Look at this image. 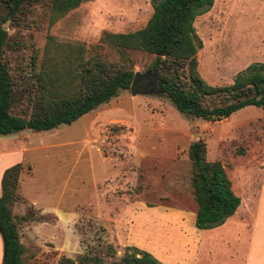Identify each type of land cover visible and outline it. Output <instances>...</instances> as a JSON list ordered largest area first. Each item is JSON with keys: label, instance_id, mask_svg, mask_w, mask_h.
Listing matches in <instances>:
<instances>
[{"label": "rangeland", "instance_id": "rangeland-1", "mask_svg": "<svg viewBox=\"0 0 264 264\" xmlns=\"http://www.w3.org/2000/svg\"><path fill=\"white\" fill-rule=\"evenodd\" d=\"M153 11V0H88L51 22L46 2L7 22L4 62L15 89L12 113L32 116L42 86L37 73L47 58L52 65L72 63L79 72L82 62L95 59L111 71L152 70L156 54L118 49L102 38L144 27ZM195 27L204 43L198 70L207 83L229 85L238 72L264 63V0H214ZM180 73L188 79V70ZM222 101L215 96L207 103ZM199 140L207 144L208 160L222 162L241 198L254 193L264 165V107L208 121L181 113L163 90L133 95L126 89L72 124L0 135V195L4 171L23 166L19 200L11 205L23 263L60 264L68 257L81 264L83 254L119 261L127 246L144 250L127 245L126 237L139 238L144 231L134 228L155 218L164 240L149 237L146 243L165 264H244V226L239 240L216 235L212 254L210 245L202 243L199 252L190 245L198 205L189 149Z\"/></svg>", "mask_w": 264, "mask_h": 264}, {"label": "trees", "instance_id": "trees-1", "mask_svg": "<svg viewBox=\"0 0 264 264\" xmlns=\"http://www.w3.org/2000/svg\"><path fill=\"white\" fill-rule=\"evenodd\" d=\"M88 0H0V135L6 136L27 129L52 130L72 124L83 115L130 89L135 72L131 69L111 71L108 63L95 59L82 62L77 71L65 60L55 65L44 60L37 73L42 86L36 109L30 118L12 113L15 89L11 73L4 62L7 43V22H17L25 9L50 3L51 22L65 16ZM214 0H153V14L147 24L133 32H106L104 42L118 49H138L156 57L151 69L160 78L159 86L175 107L185 115L211 121L228 118L247 106L264 107V63H253L237 73L229 85L207 83L198 70V52L204 43L195 27L196 18L207 12ZM46 52L49 48L46 47ZM80 66V65H79ZM188 70V79L181 73ZM220 96L221 104L209 105L207 100ZM193 166L194 199L197 202L196 227L211 229L224 224L241 204L232 181L220 161L207 158V144L194 141L189 149ZM23 171L18 163L7 168L2 178L0 195V234L3 239V263L24 264L23 248L11 205L19 200V177ZM119 261L83 254L81 264H165L151 252L127 246ZM113 249V247H111ZM60 264H76L65 257Z\"/></svg>", "mask_w": 264, "mask_h": 264}, {"label": "crops", "instance_id": "crops-1", "mask_svg": "<svg viewBox=\"0 0 264 264\" xmlns=\"http://www.w3.org/2000/svg\"><path fill=\"white\" fill-rule=\"evenodd\" d=\"M260 169L262 179H260L258 183L254 185V195L250 194V196L245 200L241 198V204L234 215L229 217L224 224L215 228L199 229L201 232L198 230V228H195V237H191L189 241L191 247L194 246V250H196V252L201 251L200 249L202 247V243H204L205 245H210L208 249L212 250H209V254H212V251L215 250L214 242L217 237L216 235L218 234L220 235L221 240L225 242L226 239L230 237V235L234 236L236 240H239L243 231L240 227L244 226L249 231L248 251L245 253V258L243 259L244 264H264V165ZM3 170L4 169H2L0 172V178L2 176ZM157 216L159 215L157 214L155 217ZM163 217L164 216L160 214V218ZM153 219L155 218H152L149 222L147 221L146 225L135 227V231L140 229L139 231H144V233L142 235L139 233V238L126 237V241H128L127 245H137L140 248H143L144 250L154 254V246L146 243V241L149 237H152L162 242L164 240V234L161 230L159 231L157 229ZM215 232L217 233L214 234ZM2 256L3 239L2 235L0 234V261ZM157 258L161 261L160 257Z\"/></svg>", "mask_w": 264, "mask_h": 264}, {"label": "water", "instance_id": "water-1", "mask_svg": "<svg viewBox=\"0 0 264 264\" xmlns=\"http://www.w3.org/2000/svg\"><path fill=\"white\" fill-rule=\"evenodd\" d=\"M160 78L153 70L146 72L136 71L132 80L130 91L133 95L138 94H155L163 89L159 86Z\"/></svg>", "mask_w": 264, "mask_h": 264}]
</instances>
